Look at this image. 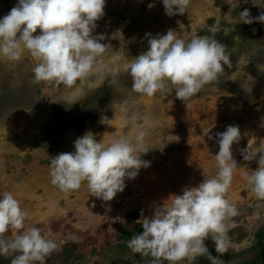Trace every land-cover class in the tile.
Returning <instances> with one entry per match:
<instances>
[{
  "label": "rangeland",
  "instance_id": "rangeland-1",
  "mask_svg": "<svg viewBox=\"0 0 264 264\" xmlns=\"http://www.w3.org/2000/svg\"><path fill=\"white\" fill-rule=\"evenodd\" d=\"M18 1V0H17ZM16 1V2H17ZM18 3V2H17ZM15 3V4H17ZM149 4H155L151 9ZM0 0V18L14 7ZM249 11L253 23L241 22ZM264 0H190L184 15L169 17L159 0H105L104 15L93 36L103 34L109 45L92 73L71 88L56 82H33L35 61L25 52L20 61L0 57V193L9 191L27 213L25 228L39 227L58 243L46 264H169L150 255L133 253L128 241L141 226L136 221L152 214L171 194L196 186L218 170L214 156L216 134L230 125L241 132L232 145L238 171L227 198L237 215L227 221L229 246L215 251L211 237L204 241L219 264H243L260 253L257 233L264 228V201L250 191L246 174L258 167L259 154L244 161L241 151L264 142ZM190 40L209 36L226 46L230 66L217 81L183 102L171 94L147 97L132 91L129 65L147 50L146 34H166ZM122 37L110 38L117 32ZM37 30L34 35H38ZM147 135L149 150L141 159L150 167L111 201L91 196L86 182L64 192L50 182V157L74 151V142L87 132L97 142L110 143L121 135L134 138L138 128ZM210 130L209 140L203 132ZM215 171L212 173V171ZM134 221L126 223L130 213ZM14 231L5 233L6 237ZM128 234V238L124 235ZM13 254L0 256L11 264ZM179 264H212L208 256L187 257Z\"/></svg>",
  "mask_w": 264,
  "mask_h": 264
},
{
  "label": "clouds",
  "instance_id": "clouds-1",
  "mask_svg": "<svg viewBox=\"0 0 264 264\" xmlns=\"http://www.w3.org/2000/svg\"><path fill=\"white\" fill-rule=\"evenodd\" d=\"M165 15H184L190 0H159ZM155 4H149L151 9ZM105 0H18L10 12L0 18V57L20 61L27 52L35 61L33 82H56L71 88L92 73L98 59L110 47L102 43L103 34L93 36L96 22L104 15ZM241 22L253 23L249 11L239 13ZM264 22V15L257 18ZM39 30L38 35L34 33ZM122 37L119 31L110 38ZM147 50L136 56L129 67L132 91L153 97L171 94L183 102L197 96L207 84L217 81L230 66L226 46L209 36L194 35L190 40L166 34H146ZM138 128L134 138L121 135L110 143L97 142L92 132L78 137L74 151L50 157V182L61 191H76L86 182L91 196L111 201L126 187L125 179H134L150 161L141 159L149 150L144 145L147 135ZM210 130L203 132L209 136ZM238 126L230 125L216 134L219 147L214 156L217 172L196 186H186L181 194H171L152 214L141 213L142 231L128 241L133 253L151 255L156 260L179 264L187 257L208 256L204 241L211 237L215 251L225 252L229 246L227 221L237 209L227 198L234 173L239 170L233 159L232 145L239 143ZM259 154L258 167L245 176L250 191L264 201V142L241 151L244 161ZM27 213L19 200L9 192L0 193V256L13 254L11 264H46L47 257L58 248L55 239L42 234L39 227L25 228ZM14 231L6 237L5 233Z\"/></svg>",
  "mask_w": 264,
  "mask_h": 264
},
{
  "label": "trees",
  "instance_id": "trees-1",
  "mask_svg": "<svg viewBox=\"0 0 264 264\" xmlns=\"http://www.w3.org/2000/svg\"><path fill=\"white\" fill-rule=\"evenodd\" d=\"M136 216H137V213L135 212L130 213L127 217L126 223L133 222ZM141 231H142V227L140 226L137 230V234ZM128 237H129L128 234L124 235L125 239ZM257 237L260 243L258 246H256L255 249L258 250L260 254L255 259H252L248 262H244L243 264H264V228L260 232L257 233ZM150 258L152 260H156V258L152 257L151 255H150Z\"/></svg>",
  "mask_w": 264,
  "mask_h": 264
},
{
  "label": "crops",
  "instance_id": "crops-1",
  "mask_svg": "<svg viewBox=\"0 0 264 264\" xmlns=\"http://www.w3.org/2000/svg\"><path fill=\"white\" fill-rule=\"evenodd\" d=\"M14 2V5H16L15 3H17V0H12ZM17 1V2H16ZM215 172L214 170L212 171V173Z\"/></svg>",
  "mask_w": 264,
  "mask_h": 264
}]
</instances>
